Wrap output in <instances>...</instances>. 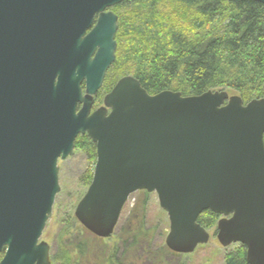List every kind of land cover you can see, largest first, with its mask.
Listing matches in <instances>:
<instances>
[{"label": "water", "instance_id": "1", "mask_svg": "<svg viewBox=\"0 0 264 264\" xmlns=\"http://www.w3.org/2000/svg\"><path fill=\"white\" fill-rule=\"evenodd\" d=\"M124 1L0 0V264H52L41 239L58 163L86 135L97 161L75 218L89 233L113 238L130 197L155 193L171 252L209 244L198 220L211 211L220 245L264 264V98L152 96L127 76L92 113L118 48L119 19L107 11Z\"/></svg>", "mask_w": 264, "mask_h": 264}, {"label": "trees", "instance_id": "2", "mask_svg": "<svg viewBox=\"0 0 264 264\" xmlns=\"http://www.w3.org/2000/svg\"><path fill=\"white\" fill-rule=\"evenodd\" d=\"M112 10L120 11L116 13L118 48L99 97L121 78L132 76L152 96L165 91L183 97L226 91L237 94L245 105L264 98V5L253 1L125 0ZM99 97L97 105L101 104ZM75 150L86 153L93 165L87 175L90 187L96 146L87 135L80 136ZM146 205L143 201L128 212L127 224L113 243L95 237L73 219L56 241L52 264H128L129 254L151 241V229L145 225ZM219 220L208 211L198 223L217 233ZM162 249L153 254L154 264H167L165 254L176 255ZM225 264H248L246 247L237 245Z\"/></svg>", "mask_w": 264, "mask_h": 264}, {"label": "rangeland", "instance_id": "3", "mask_svg": "<svg viewBox=\"0 0 264 264\" xmlns=\"http://www.w3.org/2000/svg\"><path fill=\"white\" fill-rule=\"evenodd\" d=\"M118 12H115V14L117 13L119 15L120 11ZM104 95H106V93H103V95L99 97V99L101 98V101L99 102L101 104L99 105H102ZM231 95L238 96L235 93H232ZM58 167L61 191L56 197L53 215L48 221L41 239V241L48 243L51 247V260L53 256V250H55L56 241H59L61 235H63L65 230L69 227V222L73 221V219H76V208L80 201L84 198L89 188L87 175L93 171V165L89 160V156L80 150H75V155L73 157L68 158L65 161H60L58 163ZM143 201H146L147 203L145 225L147 230L151 229V241L148 244L138 247L135 253L129 254L131 260L128 264H154V256L158 252L164 251L162 248H167L166 239L168 237L170 228L168 216L160 208L157 194L153 193L145 196L143 192L135 193L130 197L124 208L125 210L122 212L120 220L121 222L119 221L120 224L117 226L118 229L115 231L114 237L105 240L106 243L115 242V237L127 224V220L129 219L128 212L138 203L142 204ZM209 233L211 235V239L208 245L200 246L191 255H172L171 253L169 255L165 254L164 256L167 260L166 263L225 264L226 256L229 253H233L237 249V245L240 244L223 248L217 240L216 230H210Z\"/></svg>", "mask_w": 264, "mask_h": 264}, {"label": "flooded vegetation", "instance_id": "4", "mask_svg": "<svg viewBox=\"0 0 264 264\" xmlns=\"http://www.w3.org/2000/svg\"><path fill=\"white\" fill-rule=\"evenodd\" d=\"M107 12H113V13H114V11H110V10H108ZM114 87H115V86H114ZM114 87H113V88H114ZM113 88L111 89V91L113 90ZM111 91H109L107 94H109ZM100 92H101V91H100ZM100 92H99V94H100ZM99 94L95 97V100H94V106H93V111H92V113L95 112L96 110H98L99 108H101V107L103 106V103H102V105H99V106L97 105ZM107 94H106V95H107ZM106 95H104L103 102H104V99H105ZM81 108H82V106H79V107H78V110H80Z\"/></svg>", "mask_w": 264, "mask_h": 264}]
</instances>
